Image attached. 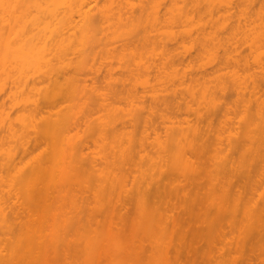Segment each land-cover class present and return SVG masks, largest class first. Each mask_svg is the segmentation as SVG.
I'll return each mask as SVG.
<instances>
[{"label":"bare ground","instance_id":"obj_1","mask_svg":"<svg viewBox=\"0 0 264 264\" xmlns=\"http://www.w3.org/2000/svg\"><path fill=\"white\" fill-rule=\"evenodd\" d=\"M134 3L0 0V93L11 81L10 102L26 104L45 81L37 89L43 101L66 103L44 112L33 100L27 115L8 120L0 104V264H100L103 254L104 264H176L161 234L149 235L191 214L207 182L217 189L214 219L227 207L248 224L264 221L262 176L251 190L262 187L258 198L230 184L248 178L264 155V110L258 121L241 114L242 128L233 133L223 101L254 79L240 71L249 68L248 57L232 52L248 42L258 60L264 25L247 17L262 12V0H137V12ZM195 48L194 61L185 52ZM219 51L233 66L208 76L204 66L219 60ZM101 70L103 87L87 78ZM259 83L253 81V94ZM147 94L149 105L142 100ZM252 100L246 98L244 109ZM180 109L195 119L173 115ZM222 110L226 119L214 128ZM79 123L83 132L75 129ZM127 123L142 124L143 134L126 131ZM90 137L94 150L87 152ZM41 140L49 150L23 168L15 153L23 158ZM131 168L136 174L129 178ZM139 229H146L149 249L136 245Z\"/></svg>","mask_w":264,"mask_h":264},{"label":"rangeland","instance_id":"obj_2","mask_svg":"<svg viewBox=\"0 0 264 264\" xmlns=\"http://www.w3.org/2000/svg\"><path fill=\"white\" fill-rule=\"evenodd\" d=\"M98 2H102L103 0H97ZM134 10L138 11L137 0H133ZM263 12V13H262ZM262 12L259 14L257 10L250 11L248 13V23L251 25H264V0H262ZM263 43L260 47V54L258 56V60H253L252 52L250 50L248 42L239 44L238 50L233 51L232 54L234 57L243 58L244 56L248 57L249 68L247 70L240 69V71H244V73L251 72L254 75L253 77H247V87L243 90V92L238 95L236 91L231 90L227 95L223 96L224 105L229 106V116L228 120H226V127L231 129L233 133L241 130L240 128V115L245 112V115L251 116L255 118L256 121L259 120L256 117L257 111L259 109L264 110V27H263ZM180 49H175L174 52H178ZM185 55L188 59H192L195 61L197 55V48L192 49L191 51L185 52ZM223 52L219 51V60L209 62L205 68V72L208 76H213L214 72H226L230 70L233 66V61L226 63L223 59ZM220 61V62H219ZM203 69H201L202 71ZM103 76L104 71L101 70L99 73L90 72L87 75V78L90 82L94 81V83L98 86L103 87ZM40 78H43L42 76ZM255 79L259 80L260 83L258 88H255L256 93H252L253 81ZM150 82L154 83V76L150 75ZM46 82L42 81L36 84L34 90L30 93V100L26 102V104L21 100L17 103H11V81H8L5 85L4 90L0 93V104L4 102V107L6 113L4 114V119L8 120L9 117H21L23 115H27L29 112V108L33 107L32 102L36 100L38 103L39 109L46 112L47 110H58L65 106L64 98L60 97V100L56 101L53 105L49 103H45L39 93H37L38 88H43ZM143 84L138 83V90L141 92L143 89ZM31 86V84H30ZM21 91V87L17 89V93ZM29 91V89H28ZM146 94V93H145ZM253 98L250 103L251 106L248 109H244L243 105L246 101L247 97ZM20 97H23L20 95ZM145 104L150 102L149 95L147 94L142 98ZM258 100V101H257ZM141 101V100H140ZM30 103V104H28ZM51 105V106H50ZM121 105L124 106L122 103ZM149 105V104H148ZM241 105V106H240ZM241 109V112H235L234 109ZM94 115L96 114V109L92 110ZM178 116L177 118L183 119H195L194 114H189L184 109H180L175 111V114ZM39 114L37 116L36 121L39 120ZM225 115L223 110L220 111L213 121V127L218 128L220 126L221 119H224ZM226 119V118H225ZM80 125L75 127V129L82 130L85 129V124L79 123ZM119 123L117 127L121 126ZM208 126L202 124V128H207ZM211 127V126H210ZM126 131H131L135 134V137L139 138L143 131V125L140 124L138 126L131 125L127 123L124 128ZM156 129L160 132L161 135H165L162 124H159L157 121ZM151 131V129H149ZM204 130V129H203ZM152 134V133H151ZM92 137V136H91ZM89 140V148H85L84 150L87 152L94 150V145L92 143V138ZM31 144V143H30ZM49 147L43 140H41L37 146H31L29 148V153L25 154L23 158L21 157L23 153L18 151L15 153V160L22 159L23 168H27L34 160L35 156L38 153H42L48 151ZM256 165L253 167V170L249 177L246 178L244 175H239L235 177L236 179L231 181V188L234 189H243L245 190V196H252L251 190H254V186L258 183V179L262 176L264 180V155L255 159ZM132 174H136L135 168H131L129 178ZM200 192L197 198V204L193 206L192 213L189 215H183L182 218L178 219L174 225L170 221L169 227L163 232L159 229L153 231V234L149 235L151 239H155V236L159 237L161 234L162 238H160V242L166 246L165 250L167 251V255L171 260H174V257L177 260L176 264H264V221L263 219L259 221H253V225L248 224L247 221L241 218L242 212L237 211L236 213L232 211V213L224 210L222 212V217L218 220L213 218V213L216 211L217 207L215 205H211L210 201L216 196L217 189H215V185H211L210 183H201L200 184ZM262 190V187L254 193L253 196L258 198V192ZM22 209L17 210L18 216L16 218V223L21 220ZM179 207L175 208L173 211V216H176L179 213ZM227 211V212H226ZM131 223V220L128 221ZM130 228V226H128ZM104 230L107 231L108 228L105 226ZM146 229H139L134 233V239L136 245L142 241V244L145 249H149V243L146 239L145 231ZM112 231V229H111ZM128 235L131 237L130 230L127 231ZM146 240V241H145ZM178 247V253L176 251ZM159 252V251H158ZM98 257H95V260ZM108 260V255L103 254L100 257V264H104Z\"/></svg>","mask_w":264,"mask_h":264}]
</instances>
